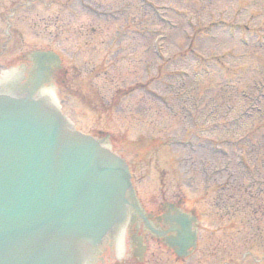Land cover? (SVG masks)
<instances>
[{
	"label": "rangeland",
	"instance_id": "1",
	"mask_svg": "<svg viewBox=\"0 0 264 264\" xmlns=\"http://www.w3.org/2000/svg\"><path fill=\"white\" fill-rule=\"evenodd\" d=\"M39 47L60 56L62 114L106 137L141 201L180 197L194 209L205 263L238 264L250 250L249 262L264 264V192L239 185L264 180V0H0V69ZM229 167L238 180L221 186L217 171Z\"/></svg>",
	"mask_w": 264,
	"mask_h": 264
},
{
	"label": "water",
	"instance_id": "2",
	"mask_svg": "<svg viewBox=\"0 0 264 264\" xmlns=\"http://www.w3.org/2000/svg\"><path fill=\"white\" fill-rule=\"evenodd\" d=\"M36 56L35 90L57 59ZM38 97L0 92V264H77L79 247L122 219L130 175L124 160L75 133L50 97Z\"/></svg>",
	"mask_w": 264,
	"mask_h": 264
},
{
	"label": "flooded vegetation",
	"instance_id": "3",
	"mask_svg": "<svg viewBox=\"0 0 264 264\" xmlns=\"http://www.w3.org/2000/svg\"><path fill=\"white\" fill-rule=\"evenodd\" d=\"M26 53L19 62L21 66L18 64L25 78L33 66L32 59ZM53 69L56 75L57 69ZM25 78L19 82H25ZM182 202L180 197L163 198L153 206L142 202L143 209L135 210L130 225L121 234L124 242L119 245L118 234L109 236L100 246L96 257L98 261L94 264H207L201 257L203 228L194 220L198 216L193 211L180 210ZM184 214H189V221ZM208 264H220V260L214 258Z\"/></svg>",
	"mask_w": 264,
	"mask_h": 264
},
{
	"label": "bare ground",
	"instance_id": "4",
	"mask_svg": "<svg viewBox=\"0 0 264 264\" xmlns=\"http://www.w3.org/2000/svg\"><path fill=\"white\" fill-rule=\"evenodd\" d=\"M37 90H38V94L50 97L53 100V102L57 105V107L60 109L58 98H57V95H56L55 90L53 88H49V87H45V88L41 87L40 88L39 87ZM65 118L68 120V122L71 124V126L75 128L74 124L67 117H65ZM130 219H131V217H129V220ZM127 220H128V217H126L125 221H127Z\"/></svg>",
	"mask_w": 264,
	"mask_h": 264
}]
</instances>
